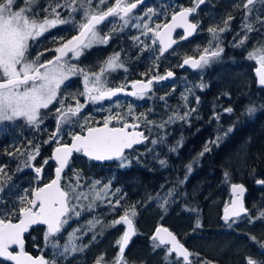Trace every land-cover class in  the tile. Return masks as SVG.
I'll use <instances>...</instances> for the list:
<instances>
[{
	"label": "snow or ice",
	"instance_id": "6c2138e0",
	"mask_svg": "<svg viewBox=\"0 0 264 264\" xmlns=\"http://www.w3.org/2000/svg\"><path fill=\"white\" fill-rule=\"evenodd\" d=\"M142 3L143 0H134V2L132 0H46L45 5L39 8V0H23V6L19 7L18 0H0V121L23 119L27 125L38 129L44 120L42 110H48L50 105L55 106L54 102L60 105L55 108L56 129L50 133L47 140L42 142L45 145L55 143L56 146L39 167L35 166L33 161L40 155V144L35 145L33 150L32 141H29L28 147L24 150L17 148L15 152L7 153L8 156L17 158L26 155L23 167L31 168L35 172L38 183L34 187L24 189L22 194L12 198L10 204L3 195H0V258L4 261L11 264H57L56 257L67 260L74 254L84 252L96 240L97 235H104L108 230L123 226V232L113 244V247L118 249L113 259L107 261L106 254L100 253L93 264H128L125 251L131 239L137 235L134 226V219L137 216L136 204L124 207L125 197L119 195L120 188L112 191L111 180L104 183L103 187H98L102 183L100 180H92L86 185L87 191H81L85 187L81 184L83 173L74 169L72 176L67 177L66 170L70 168L74 154H82L89 161L114 160L118 161L119 168L128 167L131 158L126 155V150L134 151V146L147 144L150 139L139 129L147 126V130L151 131L154 126L163 129L178 121L188 123L194 115L196 119H200L197 114L198 108L189 106V96L195 95V88L203 90L207 87L202 82L187 87L185 92L181 93L184 111L181 112L180 107L175 108L167 120L159 124L148 119V114L153 112L152 108L137 115L132 103L128 104L126 112L112 114L109 109V114L104 116L102 121L94 122L91 116L83 117L81 121L87 105L111 101L122 93L138 100L151 99L154 83L169 80L175 74L167 71L165 75H151L149 78V72L142 73L144 79L132 80L131 91H127L128 83L116 87L110 86L112 73L118 70L128 71L121 59L120 51H114L102 61H98L96 71L80 67L72 61H79L86 52L95 47L109 46L112 39L131 28L139 32V35L130 39L134 46H140L141 52H156L158 45V54L155 56V66L158 67L159 61L165 53L173 49L174 45L198 32L200 23L192 22L190 16L196 13L206 0H193L192 7L179 6L178 11L175 10L177 5L174 3L163 6L161 10L149 7L143 14L136 15L134 10ZM256 4L264 7V0H240V3L234 5V9L241 10L243 16L240 29L231 43L232 47L245 48L250 34L260 32L261 28H264V18L257 15L254 21L252 19ZM168 8L173 9L170 19L153 25L151 23L153 18L167 16ZM234 19V16L228 15L222 21V27H209L207 29L209 39L198 58L185 56L178 67L190 66L192 69H203L218 60L224 52L223 35L231 31V23ZM106 24L111 26L107 32H102V27ZM63 25H72V30L76 34L67 40L57 38L55 43L58 46L45 49V52L55 53L51 59L41 62L44 52H39L35 58H30L32 43ZM177 29L183 30V35L178 39L173 36ZM142 36L151 39L152 43H145L141 39ZM245 59L255 62L257 66L254 71L258 84L264 86V41H258L257 45L247 52ZM73 76L82 77L83 84L82 91L71 94L74 104L61 98L62 86H65V82ZM171 94L167 93L158 99L167 107V96ZM195 100L199 105L200 97L195 96ZM119 106L120 102L117 101V107ZM258 110H264V105L258 109L255 104L250 103L241 115L252 118ZM223 111L231 114L234 109L228 107ZM220 119L221 114L214 111L209 121L219 122ZM77 126L80 131H73ZM65 129H67L68 141L61 138ZM233 130L234 124L230 125L223 134H220L218 128L215 138L205 143L198 156L202 157L210 152L211 145L219 146ZM166 135L152 139L151 144H163ZM182 144L183 137L176 146L170 147L169 151L175 152ZM147 151L151 152L152 149L149 148ZM50 162H55L54 177L48 183H43L42 174L45 166ZM159 164L161 167H166L167 161L160 159ZM192 170V165H187V173L190 174ZM16 171H21L19 164ZM187 178L186 175L184 180L179 181L178 185L167 189L166 192H157L155 196L149 195L148 200L156 201L166 212L167 206L182 195L178 187L184 184ZM11 181L12 176L8 173L7 166L0 164V194L6 189H11ZM223 182L230 184L231 189L230 202L225 203L222 217L229 228L244 217L248 218L250 224L264 220V208L257 209L256 215L252 216L251 210L245 206L244 196L247 190L242 183H231L230 171H224ZM255 183L264 186V179H257ZM161 189H164V185H161ZM100 205H106L111 213L123 209V214L107 223L102 217L93 215L84 225H79L78 221L85 213H95ZM188 210L196 211V209ZM73 221L77 222L78 226L68 232L61 245L58 238ZM33 226H44V248L40 251L43 253L44 249L51 248L53 256L51 260L46 259L43 254L33 256L26 251L25 234ZM98 226L101 230L95 233ZM196 227H200L199 220L196 222ZM88 232L95 233L92 241H89V244L78 243ZM250 239L255 241L256 238L250 237ZM150 242L153 253L164 250L165 264H172L170 260L172 254L176 257L175 264H180L181 259L183 264H193L190 259L193 254L162 224L156 226ZM200 264H212V262L204 259ZM246 264H264V260L248 257Z\"/></svg>",
	"mask_w": 264,
	"mask_h": 264
},
{
	"label": "trees",
	"instance_id": "16d2710c",
	"mask_svg": "<svg viewBox=\"0 0 264 264\" xmlns=\"http://www.w3.org/2000/svg\"><path fill=\"white\" fill-rule=\"evenodd\" d=\"M18 1L19 4L23 3V0ZM238 3H240V0H206L205 5L203 4L202 6L206 14L201 19V28L195 38L190 41V44H192L190 48L191 55L194 53L200 54L209 39L207 29L211 26H221L222 21L228 15L235 17L231 23V28L234 25L241 24L242 11L234 9V5ZM206 4L210 5L209 8L205 7ZM20 6H23V4ZM43 6L44 0H39V7L42 8ZM254 10L257 11L256 14H253V21L257 15L264 18V7L256 4ZM40 13L43 14L42 12ZM257 27L261 26L257 25ZM63 28L65 29L59 32L53 41L49 37L44 39L41 46L39 45L37 52L53 49L58 46L55 43L57 38L67 40L75 34L72 27L67 28L65 26ZM232 32L233 29L225 33L223 39L228 38L229 33ZM201 40L205 42L204 47L199 45ZM258 41H264V28H261L260 32L250 34L245 48H224V52L219 59L232 58L239 63L248 62L245 56L254 45H257ZM194 43H197V45ZM251 44L253 45L251 46ZM184 45L179 44L176 51L183 52ZM144 60H152V58L143 59L142 61ZM137 65L138 71L140 70L143 73L150 71L154 67L153 62L145 64L138 62ZM250 66H254L252 62H250ZM136 69L137 67L134 66V70ZM188 74L190 75L184 78V84L180 82V87L178 88L181 90L196 83H204L203 80H198L199 77L194 72H189ZM249 76L251 79L244 82L245 85H242L243 83L236 85L237 83L220 84L218 82H210L207 88L203 90L197 89L196 92L198 94L203 93V96H205L204 101L198 106L200 119L192 117L188 125L182 130L185 141L181 147L177 148V152L171 155L166 154L168 158L166 167L155 164L152 152L156 151L162 144L152 145L151 140L165 136L168 127L173 124L167 125L162 130L154 126L151 131L147 130V126H142L145 134L150 139L147 144L136 147L134 151L126 152V155L131 158V164L126 168H119L118 161L96 163L89 161L81 154H74L71 166L66 170L65 175L71 177L74 169L81 171L83 173L81 184L85 185L81 191H87L86 185L91 183L92 180H100L102 182L98 187H103L104 183L111 180L112 191L120 188L121 192L119 195L125 197L123 200L124 207L132 204L137 206V216L134 219L137 235L132 238L125 252L128 264H165L163 259L164 250H158L153 253L150 246V237L158 224L166 226L177 235L179 240L193 254L190 257L193 264H200V261L204 259L211 261L212 264H246V258L248 257L254 260H264V247H262L264 246V224L263 227L256 228L250 223H242L243 220L248 219L244 217L241 223L236 226V229L226 230L223 227L226 223L222 219V209L230 198V184L223 182L225 170L231 172V183L238 182L246 186V206L251 210L252 216L256 215L257 209L264 208V186L255 183L257 179H264V110H258L252 118L241 115L250 103L255 104L258 109H260L261 105H264V88L257 85L251 70ZM173 93L179 92L175 91ZM251 96L254 97V102L250 101ZM177 101V95L173 94L169 98L167 97V107L157 96H152L151 99H143L140 102H132V105L137 115L152 108L153 112L148 114V119L159 124L167 120L169 116L167 114L160 121L163 116V110L170 106V110L173 111ZM128 104L121 103L119 107H112V113L126 112ZM228 107H232L234 112L231 114L225 113L223 110ZM55 108L52 107L47 111L42 110V115L47 113L48 117L47 119L45 118L46 122L42 123L38 129L27 125L21 119L7 121L5 126L0 129V164L6 165L8 173L12 176L11 189H6L2 193L9 204L12 202V198L22 194L24 189L37 185L38 182L35 179V173L29 168L23 167L26 155L17 158L10 157L7 153L15 152L17 148L24 150L28 147V142L32 141L31 147L33 150L35 145L40 144L41 146L40 155L33 163L34 165H41L44 159L50 156L51 148L54 145V143L45 145L42 142L48 139L51 132L55 131L56 123L54 120L56 113L52 111ZM214 111L221 114L219 122L216 120L209 121ZM94 113L97 117L100 113L103 114V110L95 107ZM50 114L51 117H49ZM233 124V132L221 141L219 146L211 145L210 152L205 153L202 157L198 156L203 150L205 143L215 138L218 128L220 134H223ZM73 131H80V128L77 126ZM168 137L169 134L166 135V139ZM62 139L68 141V135L63 136ZM149 148L152 149L151 152L147 151ZM18 164L21 166V171H16ZM189 164L192 165L193 169L190 174L187 173V165ZM53 169V162L45 166L42 174L43 183L48 182L53 177ZM186 175L188 176L187 180L178 187V191L182 195L178 196L174 202L167 206L166 212L158 206L156 201L150 202L148 200L149 195L155 196L157 192H166L167 189L178 185V182L184 180ZM161 185H164L163 190ZM254 205L256 208H254ZM188 209H196V211H189ZM121 214H123V209L111 213L106 205H102L96 209L95 213H85L78 223L79 225H84L93 215L102 217L107 223L118 218ZM197 220L200 222V227L198 228L196 227ZM68 226L69 229H66L61 236V245H63L68 232L77 227L78 224L73 221ZM100 230V226H98L95 229V233H99ZM123 230V226H118L115 229L106 231L104 235H97L96 240L84 252L74 254L67 260L56 257L57 264H93V261L100 253H105L107 261H111L118 250L113 247L114 241ZM95 233L88 232L78 243L89 244ZM250 237H255V241L251 240ZM221 239H227L224 240L226 243L220 241L216 246L210 245ZM232 241L238 243L228 244ZM34 245L33 239L29 237L26 250L32 252ZM233 248L234 251H232ZM38 252L41 251L39 250ZM197 253L199 254L198 256L195 255ZM46 255L50 260L53 258L52 252H46ZM170 260L172 264H175V255L172 254ZM0 264L8 263L0 260ZM180 264H183L182 259Z\"/></svg>",
	"mask_w": 264,
	"mask_h": 264
},
{
	"label": "flooded vegetation",
	"instance_id": "af4514ba",
	"mask_svg": "<svg viewBox=\"0 0 264 264\" xmlns=\"http://www.w3.org/2000/svg\"><path fill=\"white\" fill-rule=\"evenodd\" d=\"M132 2H134V0H132ZM172 3L177 5V7L175 8V10H177V11L179 10V6H184V7H192L193 6V0H143V3L140 6H138V8L136 10H134V12L136 15H141L149 7H153V8H156L157 10H161L163 8V6H166V5L172 4ZM202 6H203V4L200 5L197 12L192 15V20L194 22L199 21L200 28H201V19L204 18L205 14H206V12L203 11ZM167 11H168L167 16L161 15L159 17H155V18H153V21H151V23L154 25L155 23H160V22H163L165 20H169L171 17V12L173 11V9L168 8ZM110 26H111L110 24L104 25L102 27V32H107ZM200 28H199V30H200ZM64 29L65 28H63V27H57L56 29L51 30L49 33H46L41 38H38V40L36 42H33L32 44H38L41 46L42 41L44 39H46L47 37H49L50 40L53 41V39L56 38L55 36L59 32H62ZM199 30H198V32H199ZM136 32H137L136 29H131V28L126 29L124 33H122L119 36H117L116 38L112 39L109 46L95 47V48L89 50L88 52H86L85 55L82 56L79 61H72V62L77 63L81 66H85V67L87 66L91 70L96 71V70H98L96 67L98 61H102L104 58H106L108 55L112 54L114 51H120L122 53L121 59L125 63L128 71L124 72L123 70H118L116 73H112L111 77H110V86L116 87L122 83H128L129 87L127 89H131L130 82L132 80L144 79V77L141 75L143 72L140 70L138 71L137 63L139 62V63L145 64V63L153 62L154 67H152V69L150 71H148L149 72V78L151 77V75H157V74L158 75H165L167 71H172L175 73V77L172 80H165V81H161L158 83H154L152 96H157V97L164 96L165 94L169 93L168 91L170 88L180 87L179 86L180 84L178 82L180 81V75L181 74L189 73V72L196 73L200 70V69L191 70L188 68L180 69V67H178V65L182 63L183 58L185 56H198L199 55L196 53L191 55V53H190V48L192 45V44H190V41L192 39L179 42L177 45H175L173 47V49H171L169 52L165 53L164 57L159 61L158 67H156L155 66V56L158 54V45L156 46V52H141L140 46H134L131 39H130V37H132V36L139 35ZM180 35H182V32H177L174 37L178 39ZM141 39L144 40L145 43H147V44L152 43L151 39H149L147 37L142 36ZM47 43H49V42H47ZM179 44H181V45L185 44L183 46V50H182L183 52L176 51L177 46ZM36 51L37 50H35V49L32 50V48H31L32 53H35ZM42 52H44L45 55L41 58V62H43L46 59H51L52 56L54 55V52L48 53V52H45V50H43ZM173 53H175V54H173ZM147 58H152V60L142 61L143 59H147ZM134 66L137 67L136 70H134ZM76 79H78V85H80L81 88L83 87L82 77L73 76L69 79V81L65 82V86L62 88L61 96L65 95L68 98V97H70L69 95L75 93V91L77 92L78 86L73 87V85H72V83ZM81 99H82V97H81ZM117 101H119L121 104V103L140 102L141 100H138V99H136L134 97H130V96L118 97V98L112 99L111 101H103V102H100L98 104H90L89 106H86V109L83 111V114L84 115L88 114V116H91L94 122L102 121L104 116L109 114V111H108L109 109H111L112 107H117ZM54 105L55 106L50 105L49 109L52 107H59L60 106L59 103H56V102H54ZM95 107L103 110V114L100 113L96 117L95 113H94ZM104 109H106V110H104ZM52 111L55 112V110H52ZM111 111H112V109H111ZM47 117H48V115L46 116V119H47ZM49 117H51V114ZM95 117H96V119H95ZM45 122H46V120L43 123H45ZM54 122H55V120H54ZM129 122H131V120ZM45 126H47V125L45 124ZM55 129H56V124H55ZM141 129H142V127H141ZM86 159H88V158H86ZM37 166L39 167L40 165H37ZM34 186H36V185H34ZM246 199H247V196L245 195V198H244L245 203H246ZM66 229H69V226ZM44 230H45L44 226H33L32 228H30L29 232L25 234V245L27 244V239L29 237H31L33 239L35 245L33 246L32 252L28 251V250H26V251H28L33 256L43 254V255H45L46 259H49L48 256L46 255V252H52L51 248L44 249L43 253L38 252L41 248H44V243H43V232H44ZM31 232H32V234H31ZM58 239H59V243H61L62 237L60 236ZM37 245L39 247H36ZM0 260H2V259H0ZM3 262H5V261H3ZM5 263H7V262H5Z\"/></svg>",
	"mask_w": 264,
	"mask_h": 264
},
{
	"label": "rangeland",
	"instance_id": "374dc122",
	"mask_svg": "<svg viewBox=\"0 0 264 264\" xmlns=\"http://www.w3.org/2000/svg\"><path fill=\"white\" fill-rule=\"evenodd\" d=\"M45 3H46V0H44V5H45ZM22 4L21 3L19 4V1H18V7L20 5H22ZM257 5L259 6L260 4H257ZM209 6H210L209 4H206L205 7L209 8ZM255 7H256V5L254 6V9H255ZM203 11H205V10H203ZM256 11L257 10H254L253 14H256ZM242 14H243V12H242ZM40 15L43 16V14H41V13H40ZM77 19H79V17H77ZM65 26L67 28H71L72 27V25H63V26H59V27H65ZM222 26H223V23H222L221 27ZM231 26H232V24H231ZM231 29H233V32L229 33L230 34L229 37L226 38V39H223V44L222 45H223L224 48H226V47L227 48L228 47L234 48V47L231 46V43L233 42L234 36L239 31L240 25L239 24L238 25H234ZM136 33L139 34L138 31ZM237 39H238V37H237ZM195 45H197V43ZM199 45L204 47L205 46V42L203 40H201L199 42ZM252 45L253 44H251V46ZM38 47H39L38 44H32L31 48L37 50ZM31 48H30V58H35L37 53H39V52L36 51L35 53H32L31 52ZM250 62H252L253 65L255 64L254 61L240 62L239 63V62L235 61L232 58H230V59L225 58V59H222V60L218 59V60L212 62L211 64H209L208 66H206L205 68L200 69L198 72H196L194 74H196V76L199 77L198 80H203L204 84H206L207 86H208V84L210 82H215V83L218 82L220 84L237 83L236 85L243 83L242 85H245L244 82H246L248 79L249 80L251 79V77L249 76L250 75V70L253 72V66L252 67L250 66ZM79 66L83 67V68H89L87 66L86 67L85 66H81V65H79ZM189 75L190 74H188V73L181 74L180 75V81L178 83L180 84V82H181L182 84H184V78L189 77ZM72 85H73V87H77L78 86L77 92L78 91H82V89H83V87L81 88L80 85H78V79H76L72 83ZM63 87L64 86H62V88ZM188 87H191V86H188ZM186 88L187 87H185L182 90L180 88H178V87L169 89L168 92L172 93L171 95H173V94L175 96L177 95V98H178V101H177L176 105L174 106L173 110L175 108H177V107H180L181 108V112L184 111V108H183V103L184 102L181 99V93H184ZM173 89H175V91H178L179 93H173ZM197 89H199V88H195L194 89V93H195L194 96H191V95L189 96V106L190 107H197L198 108V106L201 104V102L204 101V97H205V96H203L204 94L203 93L198 94L196 92ZM77 92L75 91V93H77ZM69 96L70 97L67 98L65 95H62L61 98H65V99L68 100L69 103H73L74 104V101L71 100V95H69ZM195 96H199L200 97V104L199 105L196 104ZM167 97L169 98L170 95L167 96ZM250 98H251L250 101L254 102V97L251 96ZM80 100H81V103H83V98L82 99L80 98ZM89 105H87V106H89ZM171 113H172V111L170 110V106L167 109H164L163 112H162L163 116L160 118V121H162L166 117L167 114L171 115ZM43 116H44V120H45V118L47 116V113L43 114ZM86 116H88V114L87 115L83 114L81 116V121L83 120V117H86ZM193 117H195V115ZM21 120H23V119H21ZM5 122H7V121H0V129H2V127L5 126V124H6ZM188 123L179 121L178 123H175V124H173V125L168 127L167 135L169 134V137L165 140V142L161 146H159V148L156 151L152 152V158H154V162H155V164L157 166H160V164H159V160L160 159H164V160L168 161L167 155H171V154L177 152V150L175 152H170L169 148L173 147V146H176L177 142L181 139V137H183V143H184V141H185L184 132L182 130L188 125ZM160 130H162V129H160ZM65 135H67V129H65L64 132L61 134V138H63V136H65ZM169 139H170V141H168ZM164 153H165V155H163ZM229 200H230V198H229ZM101 206L102 205H100L99 207H101ZM242 220H243V218L240 219L237 223H235L233 225V228H229L227 226V224H225L223 227L226 230H228V229H236V226H238L241 223ZM244 222L249 223L248 219L243 220L242 223H244ZM263 222H264V220L256 221L255 223H252V225H254L256 228H258V227L260 228V227H263V224H264ZM224 240H227V239L216 240L215 243L213 242L210 245L211 246H214V245L216 246L217 243H219L220 241L226 243V241H224ZM233 242L234 241H232L231 243H228V244H232ZM237 243L238 242H234V244H237ZM234 246H238V245H234ZM234 248L232 249V251H234Z\"/></svg>",
	"mask_w": 264,
	"mask_h": 264
},
{
	"label": "water",
	"instance_id": "95a60500",
	"mask_svg": "<svg viewBox=\"0 0 264 264\" xmlns=\"http://www.w3.org/2000/svg\"><path fill=\"white\" fill-rule=\"evenodd\" d=\"M193 15V14H192ZM192 16H190V20L192 21V22H194L192 19ZM177 32H182V35H183V30L182 29H177L174 33H173V36H175V34L177 33ZM195 35H196V33L193 35V36H191V37H189L187 40H191V39H193L194 37H195ZM71 38V37H70ZM175 38V37H174ZM69 39V38H68ZM187 40H185V41H187ZM179 42H182V41H179ZM175 46V45H174ZM173 46V47H174ZM170 51V50H169ZM168 51V52H169ZM54 55H55V53H54ZM199 56V55H198ZM198 56H193L194 58H198ZM183 62V61H182ZM257 65L255 64V66L253 67V75H254V77H255V80H256V83H257V85H259L258 84V79H257V77H256V75H255V71H254V69H255V67H256ZM184 68H188V69H191V70H195V69H192L190 66H185ZM183 68V69H184ZM175 74V73H174ZM174 77H175V75H174ZM174 77H172L171 79H169V80H172ZM260 86V85H259ZM260 87H262V88H264V86H260ZM127 91H131V89H127ZM123 96H127V95H125V94H119L117 97H114L113 99H115V98H118V97H123ZM140 131H143L142 129H139ZM144 132V131H143ZM142 145V144H141ZM141 145H136V146H134L135 148L136 147H138V146H141ZM56 146V145H55ZM54 146V147H55ZM53 147V148H54ZM127 151H130V150H126V152ZM51 152H52V149H51ZM50 155H51V153H50ZM87 158V157H86ZM93 161H95V160H93ZM95 162H107V161H95ZM54 164H55V162H53ZM54 169H55V166H54ZM54 169H53V177H54ZM30 170L31 171H33L31 168H30ZM34 172V171H33ZM35 173V172H34ZM52 177V178H53ZM49 182V181H48ZM48 182H46V183H48ZM42 186V185H41ZM229 191H230V196H231V189H229ZM1 195V194H0ZM245 195H246V193H245ZM231 198V197H230ZM244 198H245V196H244ZM229 202H230V200H229ZM244 202H245V200H244ZM245 206H246V204H245ZM224 209V208H223ZM223 209H222V217H223ZM165 227V226H164ZM170 230V229H169ZM155 231V230H154ZM171 231V230H170ZM154 233V232H153ZM182 243V242H181ZM130 244V243H129ZM129 246V245H128ZM185 246V245H184ZM186 247V246H185ZM128 248V247H127ZM127 248H126V250H127ZM187 248V247H186ZM188 249V248H187ZM189 250V249H188ZM126 252V251H125ZM41 255V254H40ZM175 255V254H174ZM38 256V255H37ZM0 259H2L3 260V258H0ZM4 261V260H3ZM5 262H7V263H9V264H11V262H8V261H5Z\"/></svg>",
	"mask_w": 264,
	"mask_h": 264
},
{
	"label": "bare ground",
	"instance_id": "6f19581e",
	"mask_svg": "<svg viewBox=\"0 0 264 264\" xmlns=\"http://www.w3.org/2000/svg\"><path fill=\"white\" fill-rule=\"evenodd\" d=\"M180 69H183V68H181L180 67ZM259 86V85H258ZM187 157H189V156H187ZM234 183H238V182H234ZM243 184V183H242ZM244 185V184H243ZM245 186V185H244ZM245 188H246V186H245ZM229 189H230V186H229ZM246 190H247V188H246ZM230 192V191H229ZM246 196H247V191H246ZM231 197V196H230ZM246 204V203H245ZM247 207V206H246ZM166 227V226H165ZM169 229V228H168ZM174 233V232H173ZM175 234V233H174ZM176 235V234H175ZM177 236V235H176ZM178 238V237H177ZM179 239V238H178Z\"/></svg>",
	"mask_w": 264,
	"mask_h": 264
}]
</instances>
